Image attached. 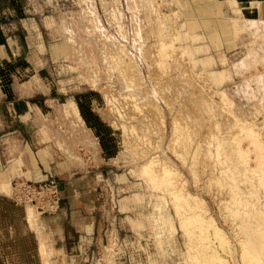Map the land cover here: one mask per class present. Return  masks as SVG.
I'll return each instance as SVG.
<instances>
[{
  "label": "rangeland",
  "instance_id": "1",
  "mask_svg": "<svg viewBox=\"0 0 264 264\" xmlns=\"http://www.w3.org/2000/svg\"><path fill=\"white\" fill-rule=\"evenodd\" d=\"M13 2L25 10L26 43L34 58L31 67L10 73L11 83L52 99L32 109L33 124H40L74 171L103 168L98 184L87 187L96 193L93 233L71 264H219L210 254L220 256V264H259L243 253L253 246L262 249L261 264L264 244L256 227L264 222V36L247 35L218 64L192 49L194 41L183 33L169 0ZM4 27L1 32L9 33ZM40 32L44 45L31 38L36 33L39 40ZM4 38L0 74L14 61L1 58L14 47ZM211 69H224L223 80ZM10 143L5 151L15 154L17 141ZM149 158L151 167L157 161L159 170L167 164L177 172L175 181L170 175L173 187L164 178L158 184L160 176L153 181L150 176L161 172L154 166L146 175L142 165ZM11 159L9 196L18 177L44 179L16 170ZM180 185L178 193L189 196L173 199L170 192ZM191 196L201 200L194 207L214 219L228 243H218L210 228L208 239L198 235L193 216L185 219L195 213L186 207ZM19 206L36 233L41 264H48V238L38 228L47 214Z\"/></svg>",
  "mask_w": 264,
  "mask_h": 264
},
{
  "label": "crops",
  "instance_id": "2",
  "mask_svg": "<svg viewBox=\"0 0 264 264\" xmlns=\"http://www.w3.org/2000/svg\"><path fill=\"white\" fill-rule=\"evenodd\" d=\"M169 1L180 16L183 33L194 41L192 49L200 52V58L211 57L221 64L219 60L245 44L247 35L264 36V0ZM24 11L13 0H0V29L5 26L10 31L3 34L0 30V40L5 41V36L6 41L11 38L15 47L12 46V52L1 55L14 61L0 74V264H41L39 241L27 214L6 193L10 178L6 167L11 158L17 165L16 170L30 172L40 179L48 175L59 179L64 194L62 204L56 212L40 217L38 228L48 238L44 242L49 252L48 264H71L77 257L75 253L86 246L82 240L93 233L96 193H91L87 187L98 184L96 181L103 175L100 173L103 168L92 170L93 174L90 170L74 171L55 142L39 128L40 124L32 122V109L52 99L35 87H18L11 83L10 73H19L26 65L31 67L29 58H34L26 43L28 30L27 20L22 17ZM39 34V40L36 33L31 38L37 45H44L46 39H42L41 32ZM37 45L33 43L34 47ZM261 58L264 60V53ZM209 72L223 80L224 69ZM73 103L78 110L76 102ZM12 140L17 141L19 150L7 154L5 148Z\"/></svg>",
  "mask_w": 264,
  "mask_h": 264
},
{
  "label": "bare ground",
  "instance_id": "3",
  "mask_svg": "<svg viewBox=\"0 0 264 264\" xmlns=\"http://www.w3.org/2000/svg\"><path fill=\"white\" fill-rule=\"evenodd\" d=\"M252 21H253V20H252ZM252 21H251V22H252ZM171 43H172V42H171ZM161 44H162V43H161ZM166 44H167V43H166ZM162 46H163V45H161V47H162ZM171 46H172V45H171ZM166 49H167V48H166ZM169 49H170V48H169ZM162 51H163V50H162ZM263 89H264V88H263ZM260 92H261V91H260ZM263 94H264V93H263ZM176 125H177V124H176ZM176 125H175V126H176ZM236 128H237V127H236ZM173 131H174V130H173ZM248 133H249V132H248ZM250 133H252V132L250 131ZM173 135H174V134H173ZM253 136H254V134H253ZM175 137H176V136H175ZM255 143H258V142H255ZM256 146H257V145H256ZM256 146H255V147H256ZM258 146H259V145H258ZM258 146H257V147H258ZM260 148H261V147H260ZM260 153H261V152H260ZM174 154H175V153H174ZM175 155H176V154H175ZM179 155H180V154H179ZM260 156H261V155H259V157H260ZM151 157H152V156H151ZM262 158H263L262 160H264V154H263ZM155 159L157 160L158 158H155ZM180 159H181V158H180ZM260 159H261V157H260ZM260 159H259V160H260ZM153 160H154L153 158H149V161H147L146 163H144V164H143L144 166L142 165V168H144V172L146 173V175H147V172H149V170H152V169H153V168H152L153 166H154V168L156 167L155 165L158 166V164H157L158 162L155 160L157 163L155 162V165H153V166L151 167V164L154 163ZM259 160H258V161H259ZM260 161H261V160H260ZM160 162H161V161H160ZM162 162H163V161H162ZM164 163H165V162H164ZM260 163H261V162H260ZM162 164H163V163H162ZM168 166H169V165H167V164H163L162 167H161V165H160V167H161V168H160L161 172H160V170L156 167V168L159 170L158 173L160 172V174H158V175L156 174L157 176L154 175V174H155L154 172H157L156 169H155V170H153V173H152L154 176H150V177H152L153 181H154L155 178H157V179H156L157 181H159L160 178H161V181L157 182L158 184H160V182H161V184H160L161 186H163V184H162V179L164 178V180L167 181V183H166V181H164V186H165L166 184H168L169 186H168V185H166V186H168L167 188H170V187H171L170 184H172V187H173V185L175 184V183H173L172 181H173V180L175 181V179H176V173H177V172H174V171H173V173H174V177H175V178H173V180H172V178L170 177V175L173 176V173H172L171 167L169 168ZM148 168H151V169H148ZM174 170H175V169H174ZM145 173H144V174H145ZM171 173H172V174H171ZM150 174H151V171H150ZM152 174H151V175H152ZM263 175H264V174H263ZM159 176H160V178H159ZM168 176H169V178H171V179H169ZM178 176H180V175L178 174ZM158 179H159V180H158ZM177 179H178V178H177ZM148 180H150V179H148ZM150 181H151V180H150ZM178 181H179V180H178ZM150 183H152V181H151ZM154 183H155V182H154ZM165 183H166V184H165ZM177 183H178V182H177ZM177 183H176V184H177ZM182 184H183V183H182ZM152 185H153V183H152ZM153 186H154V185H153ZM166 186H165V189H167ZM177 186H179V184H178ZM180 186H182V185H180ZM155 187H156V186H155ZM174 187H175V186H174ZM163 188H164V187H163ZM180 188H181V189H180ZM180 188L175 187L174 189H172L173 192H170V191H167V192H168V193H169V192L171 193V197H172V195L175 196V194H176V195H177V194L180 195L181 193H178V191L180 190V192H181V190H182L184 187L182 186V187H180ZM167 190H168V189H167ZM183 192H184V191H183ZM183 192H182L183 195L181 194V196H183L184 199H185V198H187V196H189V195H187L188 192L185 191L187 194H186V193L184 194ZM173 193H174V194H173ZM179 195H178V196H179ZM181 196H179V197L175 196V197L181 199V198H180ZM175 197H174V198L172 197V198L175 199ZM192 197H195V196H191V200L193 199ZM196 198H197V197H196ZM179 199H178V200H179ZM184 199H182V200H184ZM188 199H190V198H188ZM182 200H181V201H182ZM175 201H176V200H175ZM181 201L179 200V203H180ZM187 201H188V200H187ZM193 201H195V200H192V201H190V202L192 203ZM196 201H198V200L196 199ZM202 201H203V200H202ZM184 202H186V201L184 200L183 203H180V204H185ZM198 202L202 203L200 199H199ZM198 202H196V203H198ZM174 203H175V202H174ZM176 203H177V201H176ZM176 203H175V204H176ZM179 203L177 204V207H176V208H178V209L181 208V210H182L183 207H184L185 205H183V207H179V206H178ZM186 203H187V202H186ZM193 203H195V202H193ZM193 203L190 204L189 201H188V203H187L188 206H186L187 208L189 207V209H192V210L195 209V211H194L195 213H193V215H192V214H191V215H186V218H185V217L182 215V214H184V213H187L186 211H184V209H183L184 213H181L182 211L179 210V211H181V212H180V213H181L180 215L183 216L185 219H189V218H187V217H190V219H191L192 216H193V218H194L195 220L192 218V220H194V221H193V222L191 221V222L194 224L193 226H195V225H196L195 222L197 221V223H198L197 226H198V228H199V229H197V230H198V231L200 230V232H199L198 235H202V233H203L204 236L208 239V238H209V237H208V233H209L208 231H209V228H210V229L213 230V235H214L213 238H215L216 241H217L218 243H220V244H223V243L226 244V243H228V242L226 241V237H225V235H224V233H223V230H222V229L216 224V222L214 221V219L211 218V217L208 218L209 220L206 219V218H204V216H202V214H201V213H204V212H202V211L199 212V211L202 210V209H200L199 211H197L198 208H199L200 206L198 205L199 207H198L197 210H196L197 204L195 203V204H196V205H195L196 207H194ZM175 204H174V205H175ZM198 204H199V203H198ZM200 205H201V204H200ZM175 206H176V205H175ZM175 206H174V207H175ZM180 206H181V205H180ZM201 208H202V206H201ZM178 209H176L175 211L178 212V211H177ZM185 210L189 211L188 209H185ZM192 210H191V211H192ZM203 210H204V208H203ZM27 211L33 214V209H32L31 207H28V208H27ZM204 211H206V210H204ZM176 212H175V213H176ZM192 212H193V211H192ZM229 212H230V211H229ZM189 213H190V212H189ZM234 213H235V212H234ZM234 213H233V211H232V215H235ZM184 215H185V214H184ZM230 215H231V213H230ZM230 215H229V216H230ZM237 216H238V215H237ZM177 217H178V216H177ZM179 217H180V216H179ZM207 217H208V216H207ZM184 218H182L183 220L180 218V219L183 221V223L186 222V220H185V222H184ZM181 220H180V221H181ZM182 221H181V222H182ZM188 221H190V220H187V223H188ZM192 223H189V225H191ZM185 224H186V223H185ZM197 226H196V228H197ZM236 227H237V226H236ZM254 230H255V229H254ZM256 230H257V232L260 234L259 237H261L260 240L262 241V242H259V241H258V242L264 244V222H262L261 224H258V226L256 227ZM241 231H242V230H241ZM190 232H191V231H188V233H190ZM211 232H212V231H211ZM255 232H256V231H255ZM255 234H256V233H255ZM257 235H258V234H257ZM204 236H202V237H204ZM202 237H200V238H202ZM198 238H199V237H198ZM203 239H204V238H203ZM257 239H259V238H257ZM201 240H202V239H201ZM251 240H252V239H251ZM202 241H203V240H202ZM249 241H250V240L248 239V242H249ZM252 241H253V240H252ZM252 241H250L251 244H252V243H255L254 241H253V242H252ZM210 242H211V240H210ZM244 242H245V241H244ZM246 242H247V241H246ZM248 242H247V243H248ZM250 242H249L248 244H250ZM212 243H213V242H212ZM247 243H245V244L247 245ZM251 244H250V246H253V245H251ZM217 245H218V244H217ZM259 245H260V244H259ZM242 246H243V245H242ZM248 246H249V245H248ZM243 247H244V246H243ZM260 247H261V245H260ZM227 248H228V247H227ZM248 248H249V247H248ZM255 248H256V249H255ZM255 248H254V246H253V247H251V249H249V250L247 249L248 251H247L246 248H245L244 250L247 251V254H245L246 251H245V252L243 251L244 255H245V256H246V255H249V256L251 255V257H253V258H257V259L259 258V259H260V258L262 257V254H261V252H262L261 250H262V249H259V248H258V249H259V251H258L256 246H255ZM262 248H264V246H262ZM241 249H242V248H241ZM260 251H261V252H260ZM263 253H264V252H263ZM260 256H261V257H260ZM204 257H205V256H204ZM202 258H203V257H202ZM205 258H206V257H205ZM207 258H208V256H207ZM262 258H263V257H262ZM209 259H210L211 261L217 260V261H219L220 263L223 261L222 258H221L220 256L215 255V254H210V255H209ZM244 259H245V258H244ZM249 259H250V258H249ZM249 259H248V260H249ZM251 259H252V258H251ZM257 259H256V260H257ZM259 259H258V260H259ZM221 260H222V261H221ZM254 260H255V259H254ZM258 260H257V262H259V264H260L261 261H260V260L258 261ZM246 262H247V261H246ZM263 262H264V261H263ZM263 262H262L261 264H264ZM220 263H219V264H220ZM252 263H253V262H252ZM45 264H46V263H45ZM246 264H247V263H246Z\"/></svg>",
  "mask_w": 264,
  "mask_h": 264
},
{
  "label": "built area",
  "instance_id": "4",
  "mask_svg": "<svg viewBox=\"0 0 264 264\" xmlns=\"http://www.w3.org/2000/svg\"><path fill=\"white\" fill-rule=\"evenodd\" d=\"M10 186V199L16 204L33 208L39 215L56 212L63 201L59 180L52 175L43 180L18 177Z\"/></svg>",
  "mask_w": 264,
  "mask_h": 264
}]
</instances>
